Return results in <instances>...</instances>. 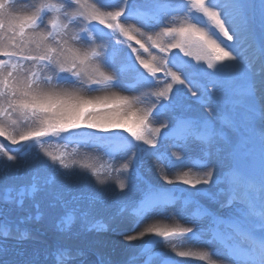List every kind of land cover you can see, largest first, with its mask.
Segmentation results:
<instances>
[{
	"label": "snow or ice",
	"instance_id": "6c2138e0",
	"mask_svg": "<svg viewBox=\"0 0 264 264\" xmlns=\"http://www.w3.org/2000/svg\"><path fill=\"white\" fill-rule=\"evenodd\" d=\"M258 8L257 30V5L247 0H0V169L35 152L30 178L0 191V264H85L78 246L26 247L36 239L27 225L43 209L62 233L71 235L76 223L103 228L91 223L96 197L72 177L86 170L96 186L124 192L122 177L145 163L164 183L146 184L119 209L130 222L118 235L142 242L133 245V262L264 264V0ZM104 37L110 43L97 44ZM156 86L140 93L154 98L148 108L137 107L140 96L121 94ZM192 104L203 114L188 115ZM168 110L176 113L170 122L154 125ZM109 117H134L136 125ZM52 142L76 150L55 154L46 147ZM193 144L203 155L189 165ZM80 148L102 151L107 165L75 159ZM198 197L230 211L211 210ZM177 205L201 227L146 224ZM198 243L216 247L180 250Z\"/></svg>",
	"mask_w": 264,
	"mask_h": 264
},
{
	"label": "rangeland",
	"instance_id": "374dc122",
	"mask_svg": "<svg viewBox=\"0 0 264 264\" xmlns=\"http://www.w3.org/2000/svg\"><path fill=\"white\" fill-rule=\"evenodd\" d=\"M103 2H104V0H103ZM142 2H143V0H142ZM132 22L135 23V21H132ZM143 30L145 32L149 31V29H147V28H145ZM158 30L159 29H156V31H158ZM138 38H140V37H138ZM110 41H111V38H102V39L98 38L97 44L107 45L110 43ZM120 47H121L122 51H121L120 55L117 56V63H120V61L122 59H124V53L127 50L126 45L122 44ZM174 50L175 49H173L172 51L174 52ZM145 58H148V57L145 56ZM129 75H131V74H129ZM157 87H159V86L152 87L151 89L142 88L138 92H121V89H118V88L108 89V90L115 91V92H121V94H123V95L140 96L141 102L137 104V107L148 108L154 102V98L149 97V96H141L140 93L146 92L149 90L155 91ZM96 93H102V92H96ZM84 94L85 95H92V93H88V92H84ZM204 111L205 110L202 109L201 107H199L198 105L192 104L191 111L188 113H190V114L194 113L197 116H200L203 114ZM172 114H175V112H173L172 110H168L164 115L153 119L152 122L154 125H158L159 122H165V121L170 122ZM122 119L123 118H120V117H109L106 122H120L121 123ZM125 121L127 123V126L135 127V125H136V120L134 117L126 118ZM2 140H3V138H0V141H2ZM6 146H8L7 142H6ZM46 147L49 150L53 151L55 154H59L60 152L64 151L65 148L67 149V151L69 153L76 150V145H68V144L56 143V142H52V143L46 145ZM10 150H11V148H10ZM196 151H197L196 146L194 144L191 145L189 148V151H188V160L186 161V163H188L189 165L191 164L190 163L191 158L194 156ZM181 154L183 155V153H181ZM34 157H35V152L33 151V152H30L29 154H27L23 159L18 160L17 165H14V166L9 167L7 169H0V191H2L7 186L19 185L23 182H26L30 178L31 171L33 170V166L35 163ZM74 158L77 160H85V158H87L86 162L93 163L96 166H100V165L106 166L108 163L107 157H105L103 155L102 151H100V150L80 148L78 151H76V155ZM159 167H165V166L160 165ZM219 169L220 168H218L217 171H219ZM140 170L145 176L149 177L150 179H153L157 182L158 181L163 182L158 176L157 169L151 168L148 163L143 164V166L140 168ZM165 170L168 172L169 178H173L176 174L174 170H170L167 168ZM182 171H187V168L182 169ZM192 171L195 173V172L200 171V170L194 168V169H192ZM85 172H86V170L77 173V175L72 177V180L79 184L82 191L88 192V193H90L96 197V205L97 206H96V211H95L94 215L99 214V212H101L103 210L102 220L105 221L104 213H109V214L110 213H116V214H118L119 209L121 207H124V205H123L124 202H122V199H124L123 197H124L125 191L120 192L116 188V186L114 184H111V183L108 185H104V186H96L94 178L86 177ZM122 178H126L128 180V184L130 183L131 180L132 181L134 180L135 182L138 183V181L135 179V176H133V174L131 175L130 178L126 177V176L122 177ZM204 186H206V185H201L199 187L204 188ZM32 212H33V215L37 214V210H35V209H33ZM40 212H41L40 218L38 220H34L33 222H31L29 225H27V227L30 228L32 231L40 230L42 233H47L48 235H47V237H44L42 235L35 233L36 239L32 240L33 244L41 243V244L46 245V246L56 245V244H68L69 240L72 238L75 240H79L80 238H82L84 240V241H82L83 243H85V241L90 243L92 235L89 232L85 231L83 226L80 223H76L73 226L72 234L69 235L66 233H62L58 230L57 224L59 223V221L57 219H55L53 216L44 212L43 209H41ZM99 220L100 219H98L97 221L99 222ZM114 232H116V231H114ZM49 235L51 236L50 239H49ZM106 237L107 236H104L103 239H105ZM87 238H88V240H87ZM115 238L116 237H114V238L108 237L109 240L106 241L108 243L115 242V244L110 247L111 248V250H110L111 255L120 249V248H118V243H116L117 240ZM123 242L128 243L126 240H124ZM79 246H81V248L84 247V246L82 247L81 244ZM136 246H138V244ZM136 248L137 247H134L133 249L128 250V252L122 253L121 256L116 257V258H108L104 254L100 253L101 259L106 261L107 264H115L117 262H123V260H125L129 255H131ZM29 249H31V248H29ZM88 254H89V256H87V257H88V260L90 261L89 263L94 264L95 260H96L94 255L92 254V252H89ZM112 256H114V255H112ZM180 258L185 259V260H192V261H195L198 263L200 262V260L197 258H184V257H180Z\"/></svg>",
	"mask_w": 264,
	"mask_h": 264
},
{
	"label": "bare ground",
	"instance_id": "6f19581e",
	"mask_svg": "<svg viewBox=\"0 0 264 264\" xmlns=\"http://www.w3.org/2000/svg\"><path fill=\"white\" fill-rule=\"evenodd\" d=\"M247 2L248 3H251V4H256L257 5V9H256V13L255 14H256V17H257V30H258V20H259V8H258V5H259V0H247ZM108 92H114V91L108 90ZM103 94H105V93H103V92L102 93H94L92 95H103ZM121 123H125L127 125V123H126V121H125L124 118L122 119V122ZM136 194H137V192L135 191V189L132 186H130V188L127 191V197L129 199H131ZM173 220H175V219H173ZM162 222H164V221H161V219H159V217H153L151 220H148L146 222V224H150V223H162ZM170 222L173 223V224H175L176 221H170ZM146 224L143 225L142 227H139L137 229V232L142 231L143 230V227L146 226ZM103 225L105 227L106 234L101 232V228H99L98 230H90V232H92V237H91L90 243H88L86 241H85V243H83L82 241H84V240L82 238H80L79 240H75V239L72 238V239L69 240L70 244L71 245H74V246H79L81 244L82 246H84L83 247L84 251H86V249L89 252L92 251V250H94V251H97L99 253L104 254L108 258H116V257L121 256L122 253L128 252V250L133 249L134 248L133 245H137V244L141 243V241H134V242H132L131 245L129 243H124L123 241L126 240L125 238H123V237L121 238V237H117V236H112V235L110 236L111 231H109V229L105 225V223ZM118 225L119 226H124L125 225V221H122V222L119 221L118 222ZM103 236H107L105 238L106 240L103 239ZM108 237H110V238L111 237H113V238L114 237H117L115 239L117 240L116 243H118V248H120V249L118 251H116L114 254H112L114 256H112L110 254V250H111L110 247L113 246L115 244V242H111V243L106 242L107 240H109ZM87 240H88V238H87ZM26 247H29L31 249L41 250L43 247H45V245H41V243L33 244L32 241L29 240V241L26 242ZM79 247H81V246H79ZM180 250H192V251H205V250H208L209 251V249H207L205 246H200V245L195 246V247L193 245H186L184 248H181ZM137 251L138 250H134L131 255H133L134 253H137ZM129 257H130V255H129ZM126 261H124V262H126ZM86 262L87 261H85V264H90V263H86Z\"/></svg>",
	"mask_w": 264,
	"mask_h": 264
}]
</instances>
